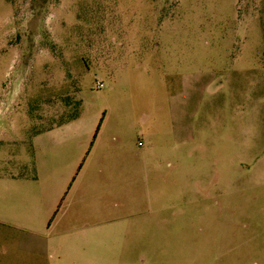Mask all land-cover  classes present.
Returning a JSON list of instances; mask_svg holds the SVG:
<instances>
[{"label":"rangeland","instance_id":"rangeland-1","mask_svg":"<svg viewBox=\"0 0 264 264\" xmlns=\"http://www.w3.org/2000/svg\"><path fill=\"white\" fill-rule=\"evenodd\" d=\"M0 264H264V0H0Z\"/></svg>","mask_w":264,"mask_h":264},{"label":"built area","instance_id":"built-area-1","mask_svg":"<svg viewBox=\"0 0 264 264\" xmlns=\"http://www.w3.org/2000/svg\"><path fill=\"white\" fill-rule=\"evenodd\" d=\"M103 85L102 84H98V87H102Z\"/></svg>","mask_w":264,"mask_h":264}]
</instances>
